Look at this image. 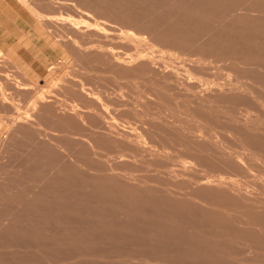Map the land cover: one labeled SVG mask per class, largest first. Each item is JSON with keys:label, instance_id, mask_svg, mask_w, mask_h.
I'll use <instances>...</instances> for the list:
<instances>
[{"label": "rangeland", "instance_id": "374dc122", "mask_svg": "<svg viewBox=\"0 0 264 264\" xmlns=\"http://www.w3.org/2000/svg\"><path fill=\"white\" fill-rule=\"evenodd\" d=\"M2 34L0 264H264V0H0Z\"/></svg>", "mask_w": 264, "mask_h": 264}, {"label": "bare ground", "instance_id": "6f19581e", "mask_svg": "<svg viewBox=\"0 0 264 264\" xmlns=\"http://www.w3.org/2000/svg\"><path fill=\"white\" fill-rule=\"evenodd\" d=\"M42 14V13H41ZM37 16V15H36ZM88 16V15H87ZM134 34V33H133ZM137 40V39H136ZM135 41V40H134ZM115 68V67H114ZM44 95V94H43ZM36 113V112H35ZM57 118V117H56ZM4 123V122H3ZM14 123V122H13ZM95 123V122H94ZM27 125V124H26ZM53 126V125H52ZM121 131V130H120ZM50 132V131H49ZM18 136V135H17ZM162 146V145H161ZM36 152V151H35ZM203 180V179H202ZM206 184L208 183L207 180L205 179ZM209 181V180H208ZM207 186V185H206Z\"/></svg>", "mask_w": 264, "mask_h": 264}, {"label": "crops", "instance_id": "0c3cea01", "mask_svg": "<svg viewBox=\"0 0 264 264\" xmlns=\"http://www.w3.org/2000/svg\"><path fill=\"white\" fill-rule=\"evenodd\" d=\"M4 35H5V34H2V36H1L0 38H1V39H5V36H6V35H5V36H4Z\"/></svg>", "mask_w": 264, "mask_h": 264}]
</instances>
